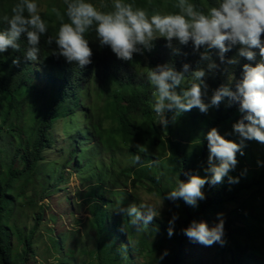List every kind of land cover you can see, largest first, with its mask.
Wrapping results in <instances>:
<instances>
[{
	"label": "trees",
	"instance_id": "obj_1",
	"mask_svg": "<svg viewBox=\"0 0 264 264\" xmlns=\"http://www.w3.org/2000/svg\"><path fill=\"white\" fill-rule=\"evenodd\" d=\"M95 1L97 0H93L94 3ZM134 2L149 12L175 11L172 8L173 0ZM213 2L214 0H193L202 9ZM13 3L14 0H0V14L8 12ZM52 5L62 8L63 0L41 4L39 8L49 27L41 37V51L37 61L25 59L23 52L26 41L23 36L18 41L19 49L8 48L0 53V264H26L33 253V237L42 217L35 213L36 224L25 232L17 226L15 220L9 222L13 204L21 199L25 208L34 206V198L24 190V186L34 176H40V195L52 191L54 184L64 178L60 173L51 180L50 162L46 159L45 152L55 143L54 123L65 117L72 118L77 111L81 112L76 110L79 97L90 96L93 104L90 106L91 111L85 112L89 128H83L76 134L91 137L94 134L97 140L94 141L98 142L96 147L99 144L108 149L115 146L109 144L110 140L118 138L126 145L130 156L129 165L121 168V172L126 176L131 175L132 184L146 180L150 190L162 197L175 186L171 175L174 174L176 179L182 181L188 179L185 173L206 175L203 170L207 167L208 154L205 133L210 128L215 127L217 131L222 129L225 139L241 142L238 134L233 132L232 125L242 114L238 111L237 104L225 97L218 106L209 108L207 113L197 112L195 106L187 110L189 114L185 121H177L175 117L186 111L176 114L174 110H169L165 114L168 124L161 126L150 109L152 87L144 78L147 69L158 64H168L176 71H182V65L188 63L189 70L184 73L187 79L193 70L203 68L205 76L201 79L207 85L206 92L210 96L221 85L232 87L241 78L244 63L254 64L259 60L258 49H253L257 52L253 61L238 56V44L224 53L225 62H221L216 55V48L200 46L194 49L190 40L181 44L175 39L169 45L162 37L156 38L150 49L133 53L130 60H122L108 46H99L94 32H88L85 38L92 50L91 63L78 67L74 62H66L62 56L54 55L52 52L55 45L50 46L45 42L47 35L55 34L58 25L55 16L50 14ZM201 52H207L218 66L209 70L207 62L200 60ZM228 58H235L237 62L229 64L226 62ZM41 80L42 85H39ZM183 86L178 85L176 91L179 92ZM101 99L102 104L95 106V101ZM133 115L140 116V121L133 120ZM113 122L118 127L107 130L106 124ZM76 139L75 136L74 141ZM76 147L74 143L68 152L69 163L73 167V153L76 156L80 153ZM165 148L169 150L167 156ZM153 149L162 154H154ZM78 158L81 164H87L85 157ZM236 160L235 167L228 175H236L238 182L229 183L227 176L216 184L206 181L201 188L204 198L198 200L196 206L189 207L180 198L175 201L163 199L167 208L178 216L171 237L167 235L168 225L150 221L149 225L136 228L123 214L119 221L116 218L110 224L111 213L108 208L125 207L131 200L129 191L112 189L100 181L92 184L83 196L89 203L87 209L90 226L95 233L94 245L89 251L80 249L82 254L87 253L89 256H85L87 259L83 260V264H95V260L98 264H122L124 259L131 256L130 249L146 256L147 261L152 264H201L197 259H186L188 238L181 229L193 219L198 221L202 218L206 223L217 222L218 217H213V214L216 211L223 214L226 205L231 207L227 213L228 226L223 236L225 243L219 247L218 256L221 252L226 255L228 264H264V259L259 256L260 249L264 251V143L244 139L242 154L238 151ZM257 161H260L259 165ZM42 171L46 175H42ZM164 183L168 185L167 190L162 185ZM111 190L119 194L115 202L107 197ZM117 223L125 225L128 232L116 229ZM11 234L21 243L20 249L14 250L13 257L10 256ZM133 234L136 237L135 243L129 244ZM48 238L51 248L58 252V238L50 235ZM117 238L126 244V249L117 248ZM165 249L167 254L160 259Z\"/></svg>",
	"mask_w": 264,
	"mask_h": 264
},
{
	"label": "clouds",
	"instance_id": "obj_2",
	"mask_svg": "<svg viewBox=\"0 0 264 264\" xmlns=\"http://www.w3.org/2000/svg\"><path fill=\"white\" fill-rule=\"evenodd\" d=\"M37 0H14L8 12L0 14V53L6 49H19L21 36L26 41L23 55L29 61H37L39 57L41 37L48 31V21L42 17ZM175 11L161 12L138 6L134 0H63L62 8L52 5L50 14L54 15L58 25L54 35H47L45 42L55 45L53 54L62 56L66 62H74L78 67L91 63L92 50L85 34L94 32L99 46H108L115 56L122 60H130L133 53H141L152 47V42L162 37L171 45L173 39L183 44L189 40L194 49L204 46L216 48L218 59L225 62L224 53L233 45H240L237 55L247 61H253L258 49L259 60L254 64L242 65L241 78L230 87L221 85L208 96L207 85L201 79L205 76L203 68L193 70L185 79L189 65L184 63L182 71H176L168 64L148 68L144 78L152 87L150 109L161 126H166V112L174 110L176 114L190 110L194 106L202 113L218 106L225 97L236 103L242 114L232 125L234 133L241 138L240 143L225 139L215 127L205 133L207 141V167L205 176L188 174L187 180H175V186L165 192L161 200L175 201L182 199L186 204L196 206L198 200L204 198L201 191L207 181L209 184L221 182L227 176L229 183L238 182V177L228 173L237 163L236 153L242 154L244 139H255L264 143V0H214L202 9L193 0H173ZM200 60L206 61L211 70L218 65L212 61L207 52L200 53ZM16 60H13L15 63ZM227 63H236L235 58H228ZM41 83V84H40ZM42 85V80L38 82ZM184 85L176 91L178 85ZM207 99L205 100V97ZM78 98L79 106L72 119H85L84 101ZM81 103V104H80ZM89 103V102H88ZM64 118V119H65ZM89 122V121H88ZM72 123V122H71ZM78 124V122H75ZM86 128H89V124ZM215 160V162H214ZM260 164V161H257ZM161 207V206H160ZM160 207L153 204H129L120 207L119 211L129 218V223L140 228L149 225L153 217L160 215ZM217 222L209 226L205 221L193 219L182 228V233L190 242L210 246L214 242L225 243L222 214H217ZM178 218L172 213L166 229L169 237L173 234L174 224ZM167 254L165 249L160 259Z\"/></svg>",
	"mask_w": 264,
	"mask_h": 264
},
{
	"label": "rangeland",
	"instance_id": "obj_3",
	"mask_svg": "<svg viewBox=\"0 0 264 264\" xmlns=\"http://www.w3.org/2000/svg\"><path fill=\"white\" fill-rule=\"evenodd\" d=\"M51 1L54 3L57 0H37V3L41 7V4ZM99 2L100 0L95 1V3ZM104 2L107 3L106 0H104ZM82 101L85 103L83 104L84 107H82L85 110L89 107L88 105L93 104L90 96H87L85 99L82 98ZM101 104L102 99L100 101H95V106L98 107ZM188 114L189 112L186 111L175 118L178 119L177 121H185L188 119L186 116ZM132 118L135 121H140L141 119L138 115H133ZM237 119H240V117H237ZM71 122L72 124L65 118L58 119L54 123L53 133L55 143L52 148L45 152L46 159L50 162L51 180L60 173L64 178L54 184L52 191L48 192L45 189L46 192L40 195L41 185L38 181L40 176H34L30 179V182L24 186L26 194L34 198V206L25 208L21 199L16 200L13 204L9 222L15 220L17 226L25 232L36 224V219L34 217L35 213L42 217V221L37 226V230L33 237V253L29 256L26 264H55L56 262H61L62 264H83V260L89 257L87 253L85 255L80 252L82 248L88 251L93 248V237L95 234L90 226V215L87 209L89 203L83 195L95 182L100 181L103 185L111 187L112 189L121 188L129 191L128 195H130L131 200L125 207L129 204L139 205L148 203L156 207L161 206L160 215L158 217H153L151 221L155 224L168 225V220L172 213H174L167 208L159 195L150 190L149 183H147L146 180L143 183L134 182L132 184L131 175L126 176L121 172V168L129 165L130 162V156L126 149V145L122 144L117 138L113 141L110 140L109 144L112 145V147L115 145L112 149H108L105 145L99 144L96 147L98 142H95L97 140L94 134L92 137L76 134L81 129L86 128L89 122H81L80 119L75 118L72 119ZM75 122H78L79 125ZM173 124L175 125L174 122ZM106 127L107 130L110 127L117 128L118 124L113 122L111 124H106ZM178 132H184V130H178ZM218 133L223 135L224 132L220 129ZM105 134H107V131L103 134L104 137H106ZM74 135L77 137L76 141H74ZM74 143L80 152L77 156L75 153H73L72 156V159L75 161V167L78 166V168L73 167L68 159V152L71 150ZM152 151L154 154H162L161 151L157 149H153ZM165 154L166 156L169 154L168 148H165ZM78 157H85L84 159H87V164H81ZM246 165H249V162H246ZM42 175H46L44 171H42ZM234 177H236V175ZM171 179L173 181L176 180L174 174L171 175ZM162 185L166 190L168 189L166 183ZM107 197L115 202L119 198V194L116 193L115 190H111L107 193ZM188 206L193 207L191 205ZM230 207L231 205H226L223 210L222 218L224 231L228 226L227 213ZM116 208L117 209L108 208L111 213V218H109L110 224H112L116 218V221H119L122 216V213L119 211L120 206ZM217 214L218 211L213 214V217H217ZM236 219L238 218H235V220ZM200 220L205 221L202 218L198 221ZM207 224L211 226L214 223ZM116 229L123 233L128 232L126 226L122 224L117 223ZM137 231L140 232V230ZM48 235L56 237L60 241V250L58 252L51 248ZM10 240L12 245L10 256L13 257L14 250L20 249L21 243L18 242V238L14 234L10 235ZM135 240L136 237L135 234H133V238L129 240V244H134ZM115 244L117 248L123 247L126 249V244L120 241L119 238L115 240ZM220 246V244L215 242L210 246H204L200 243L190 242L188 240L186 243V259L188 261L197 259L201 264H228L226 255L221 252V255L218 256V249ZM260 250L259 256L264 259V251H262V249ZM124 254L127 255L125 251ZM130 254L131 256L124 259L122 264H152L147 261L146 256L139 252L130 249ZM85 256H87V258ZM186 262L187 261H185V263ZM95 264H98L97 260H95Z\"/></svg>",
	"mask_w": 264,
	"mask_h": 264
}]
</instances>
